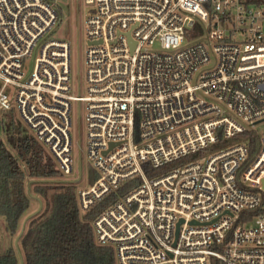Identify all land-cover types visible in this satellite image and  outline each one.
<instances>
[{
	"label": "built area",
	"instance_id": "2783aa9c",
	"mask_svg": "<svg viewBox=\"0 0 264 264\" xmlns=\"http://www.w3.org/2000/svg\"><path fill=\"white\" fill-rule=\"evenodd\" d=\"M85 3L82 96L72 86L71 44L46 39L62 21L56 1L0 0V112L16 104L62 175H71L72 113L76 104L81 126L84 106L98 177L78 190L81 210L140 180L93 222L117 264H264V135L254 159L244 136L264 121V6Z\"/></svg>",
	"mask_w": 264,
	"mask_h": 264
},
{
	"label": "trees",
	"instance_id": "16d2710c",
	"mask_svg": "<svg viewBox=\"0 0 264 264\" xmlns=\"http://www.w3.org/2000/svg\"><path fill=\"white\" fill-rule=\"evenodd\" d=\"M260 1L247 0L251 4H260ZM2 128L0 123V131ZM8 136L6 143L0 135V216L5 217L7 230L14 236L31 206L26 187L28 179L46 180L63 175L33 136L23 134L14 125ZM244 136L252 156L259 145L258 134L251 131ZM93 173L95 178L91 184L98 177L94 170ZM139 181L125 183L90 212L81 210L75 184H36L34 191L45 206L40 214L30 219L20 239L24 264H117L113 247L97 243L93 222L106 207L138 186ZM21 262L14 248L0 254V264Z\"/></svg>",
	"mask_w": 264,
	"mask_h": 264
},
{
	"label": "rangeland",
	"instance_id": "374dc122",
	"mask_svg": "<svg viewBox=\"0 0 264 264\" xmlns=\"http://www.w3.org/2000/svg\"><path fill=\"white\" fill-rule=\"evenodd\" d=\"M58 4L61 14L62 21L57 24L54 29L47 35L46 39H56V40H65L71 44V66H72V86L76 93L85 96L87 94V64H86V51L88 48V40L86 34V18L91 11V6L85 3V0H55ZM246 1V0H243ZM251 4V3H249ZM253 5V4H251ZM260 6H264V0L260 1ZM196 34L199 33V36H204L206 30L201 24H197L195 29ZM238 40H243V36H239ZM43 40L38 43V46L34 49L32 55L26 59L24 71L27 75L33 71L35 60L40 56L41 47ZM159 47V44L155 48ZM81 83L80 91H77V87ZM85 109L83 106L81 118L82 123L80 126L79 123V112L78 107L74 104V110L72 113L73 126L71 129V134L74 144V172L71 175H63L59 178L53 179H28L27 182V192L31 198V206L21 221V226L19 232L11 236L7 230L6 219L3 216H0V254H4L9 251L11 248H14L18 252L19 257L24 259V253L22 252L19 240V248L17 247V240L19 234L22 230L24 223L26 226L30 221L32 215L40 214L44 209L43 199L34 191L36 184H59V183H73L77 186V189L86 188L91 185V181L95 178L93 173V167L91 161L88 157L87 151V131H86V120H85ZM0 123L3 124V128L0 131L2 139L7 143L8 135L12 132V125L16 128H19L23 134L31 135L34 137L32 130L22 121L20 114L18 113L16 104L14 108L10 111L0 112ZM82 130V133H79V130ZM256 133L259 136L264 135V121L260 122L255 129ZM232 143V141H229ZM10 146V145H9ZM221 146H214L211 149L212 151H217ZM14 151V149L10 146ZM259 147H257L258 150ZM256 152L253 154L252 159L256 157ZM15 152V151H14ZM16 153V152H15ZM50 155V154H49ZM50 157H52L50 155ZM38 199L42 201L41 203ZM25 226V229H26Z\"/></svg>",
	"mask_w": 264,
	"mask_h": 264
},
{
	"label": "water",
	"instance_id": "95a60500",
	"mask_svg": "<svg viewBox=\"0 0 264 264\" xmlns=\"http://www.w3.org/2000/svg\"><path fill=\"white\" fill-rule=\"evenodd\" d=\"M130 38H131V35H130V33H129V35H128ZM262 89H264V86H262ZM263 188H264V180H263ZM39 201H40V203H41V208H42V201H41V199H38ZM37 214H34V215H32V217H35ZM183 221H181L180 223H179V225H178V227H177V231H176V235H177V237H178V234H179V230H180V224L182 223ZM25 226H26V222L24 223V225H23V227H22V230H21V232H20V234H19V237H18V240H17V247L19 248V240L21 239V237L23 236V234H24V232H25ZM22 259V258H21ZM21 264H24V259H22V262H21Z\"/></svg>",
	"mask_w": 264,
	"mask_h": 264
}]
</instances>
